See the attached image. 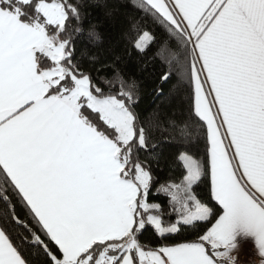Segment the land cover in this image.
<instances>
[{"label":"snow or ice","instance_id":"6c2138e0","mask_svg":"<svg viewBox=\"0 0 264 264\" xmlns=\"http://www.w3.org/2000/svg\"><path fill=\"white\" fill-rule=\"evenodd\" d=\"M0 205V264H264V0H0Z\"/></svg>","mask_w":264,"mask_h":264},{"label":"trees","instance_id":"16d2710c","mask_svg":"<svg viewBox=\"0 0 264 264\" xmlns=\"http://www.w3.org/2000/svg\"><path fill=\"white\" fill-rule=\"evenodd\" d=\"M129 8H122L120 13H118L115 17H108L105 14V9L103 8H96L92 12V21L98 25V30L101 33V38L103 41V46L107 47L111 43H115L120 39L121 31L123 30L125 24V17L130 11ZM147 27L151 28L152 31L156 32L158 39H162V33L157 30L155 26L151 23L147 25ZM155 51V47L153 48ZM152 56V53H149V57ZM140 66L136 62V59H132L128 62L127 70L137 77L140 80L145 88V96L143 102L141 104L142 109H147L150 107V99L147 95V92L150 90L152 81L154 78V73L159 72L161 70V63L160 61H156L154 65L149 66L148 71H140ZM5 209L2 205H0V217L6 219L4 216ZM32 260V264H41L39 257H30Z\"/></svg>","mask_w":264,"mask_h":264},{"label":"built area","instance_id":"2783aa9c","mask_svg":"<svg viewBox=\"0 0 264 264\" xmlns=\"http://www.w3.org/2000/svg\"><path fill=\"white\" fill-rule=\"evenodd\" d=\"M252 248L253 246L250 243L243 244L239 264H256L254 259H249L253 255Z\"/></svg>","mask_w":264,"mask_h":264},{"label":"crops","instance_id":"0c3cea01","mask_svg":"<svg viewBox=\"0 0 264 264\" xmlns=\"http://www.w3.org/2000/svg\"><path fill=\"white\" fill-rule=\"evenodd\" d=\"M251 244V243H250Z\"/></svg>","mask_w":264,"mask_h":264}]
</instances>
